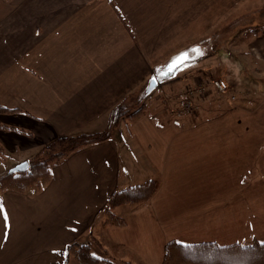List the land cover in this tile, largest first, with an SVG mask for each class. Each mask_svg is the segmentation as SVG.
Returning a JSON list of instances; mask_svg holds the SVG:
<instances>
[{
	"label": "crops",
	"instance_id": "0c3cea01",
	"mask_svg": "<svg viewBox=\"0 0 264 264\" xmlns=\"http://www.w3.org/2000/svg\"><path fill=\"white\" fill-rule=\"evenodd\" d=\"M140 4L0 0V105L16 109L0 113V122L25 130L0 128L10 167L55 137L102 129L118 100L125 101L126 53L143 62L148 52L77 51L71 40L111 23L117 36L122 23L134 32L142 23ZM185 31L175 22L155 35L171 55L154 66L158 93L141 117L52 164L37 193L0 189V264H63L67 244L93 238L95 253L131 264H162L168 241L264 243V36L250 31L247 49L232 58L239 62L233 99L209 89L197 112L183 115V87L209 71L202 45L177 49L188 41ZM197 46L202 55L192 51ZM184 53L189 58L169 72ZM157 177L146 206L119 205L114 212L124 225L104 223L114 190ZM67 264L80 263L69 257Z\"/></svg>",
	"mask_w": 264,
	"mask_h": 264
},
{
	"label": "rangeland",
	"instance_id": "374dc122",
	"mask_svg": "<svg viewBox=\"0 0 264 264\" xmlns=\"http://www.w3.org/2000/svg\"><path fill=\"white\" fill-rule=\"evenodd\" d=\"M140 5L141 16L138 21L142 23L140 26H137V30L133 28L134 32H138V36H133L134 32L126 23L121 24L122 32L117 36L116 26L111 23L109 28H94L92 33L90 28L80 29L81 31H78L75 39L71 40V42L76 43L77 51L148 52V57L143 62H140L139 59H135L134 57L127 56L126 53V59L128 61L125 62V101L121 103L119 99L113 107L111 115L107 117L105 126L94 132H99L104 128L112 126L109 130H111V135L116 136L121 126L136 120L131 118L128 113L129 111L142 107V113L139 117L145 113L144 110L147 106V101H152L158 93L157 89L154 90L156 86L150 92H146L149 79L155 72L154 66L155 64L163 63L171 55V51L165 50L167 48L165 43H162L155 35L163 31L169 24H174L175 22L183 23V29L186 30L184 35L188 41L177 49L182 47L188 48L196 44L202 45L201 47H203V53L206 58L205 62L209 67V71L206 72L204 80H199L183 87L180 95V110L184 109L186 106L185 99H188V107L183 112V115L197 112L198 108H200V97L203 94L206 96L210 92L209 89H212L215 93L223 95L229 94L230 98L233 99L230 94V89L233 85L231 75H236V71L239 69V62L233 61L232 58L235 54H238L237 51L247 49L246 34H249L250 31L261 32L264 28V0H141ZM256 23L259 24L254 26ZM149 31H151L156 41L155 39L153 42L151 41L153 38ZM261 35L264 36V32H261ZM196 49L201 51L199 46ZM218 55L220 62H217ZM177 75L180 76L181 73ZM212 79L224 80L228 84L226 92H217L211 84ZM208 84L211 88H206ZM177 85L179 84L177 83ZM201 85L203 86V90H200ZM204 88H206L205 91ZM160 90L162 93L167 91L166 88ZM238 99L236 98V101ZM156 104L157 102H153L149 106L150 108H154ZM124 111L126 115L123 114ZM0 124L4 125L6 123L0 122ZM75 134L79 133H74L73 135ZM43 145L29 149L30 151L26 154L27 157L29 158L39 153L35 156V159L43 160L48 155L47 150L43 151ZM14 159L11 154V160ZM9 163L10 154L0 150V167L3 170H7L10 167ZM6 174L4 172L0 174V177ZM153 180L157 183V189L160 180L158 177L153 178ZM181 196V193H179L178 197L180 198ZM150 198L147 202L145 201L144 206L148 204ZM121 207L128 208L132 206L123 204ZM86 242H90L92 248L95 246L98 249L97 244L92 239ZM259 251H263V249L259 248ZM163 260L164 253L162 255V264Z\"/></svg>",
	"mask_w": 264,
	"mask_h": 264
},
{
	"label": "trees",
	"instance_id": "16d2710c",
	"mask_svg": "<svg viewBox=\"0 0 264 264\" xmlns=\"http://www.w3.org/2000/svg\"><path fill=\"white\" fill-rule=\"evenodd\" d=\"M261 32H264V28ZM141 109L142 107L128 113L135 120L142 113ZM15 111L16 109L0 105V113H14ZM123 114L126 115V112L124 111ZM111 127L104 128L99 132L53 138L43 145V151H48V155L43 160L35 159L39 153L29 157V169L1 176L0 189H14L29 194L37 193L50 179L52 164L59 162L63 157L80 147L108 139L111 135V130H109ZM0 128L23 131V129L7 124H0ZM156 185L155 180L148 179L114 190L104 204V223L122 226L125 220L117 215L114 209L123 204L132 206L128 207L130 210L144 206L145 201L147 202L155 192ZM92 241L98 244L95 238ZM259 248H262L263 251H259ZM257 249L258 251H256ZM65 255L63 264H67L69 257H73L80 264H131L128 261L114 260L95 253L90 242L74 241L67 244ZM163 264H264V243L252 241L219 246L214 243L180 244L168 241L164 245Z\"/></svg>",
	"mask_w": 264,
	"mask_h": 264
},
{
	"label": "water",
	"instance_id": "95a60500",
	"mask_svg": "<svg viewBox=\"0 0 264 264\" xmlns=\"http://www.w3.org/2000/svg\"><path fill=\"white\" fill-rule=\"evenodd\" d=\"M156 84H157V81H156L155 76H151V78L149 79L148 85L146 87V92H150L156 86ZM28 169H29V161L25 159L9 167L6 170V173L11 174V173L21 172V171L28 170Z\"/></svg>",
	"mask_w": 264,
	"mask_h": 264
},
{
	"label": "built area",
	"instance_id": "2783aa9c",
	"mask_svg": "<svg viewBox=\"0 0 264 264\" xmlns=\"http://www.w3.org/2000/svg\"><path fill=\"white\" fill-rule=\"evenodd\" d=\"M211 84L213 85V87L216 89L217 92H221V93H225L228 88V84L222 79H212ZM200 90H203L202 85L200 87ZM185 101H186V106L183 109L184 111L187 110L188 99H185Z\"/></svg>",
	"mask_w": 264,
	"mask_h": 264
},
{
	"label": "snow or ice",
	"instance_id": "6c2138e0",
	"mask_svg": "<svg viewBox=\"0 0 264 264\" xmlns=\"http://www.w3.org/2000/svg\"><path fill=\"white\" fill-rule=\"evenodd\" d=\"M193 52L199 53L198 49H193ZM200 55H202V53H199ZM188 54L184 53L181 56L177 57L175 60H173V62L168 65V71L171 72L173 71L175 68H177L180 64L184 63L187 59H188ZM0 213H3V208L2 206H0ZM6 219V217H5Z\"/></svg>",
	"mask_w": 264,
	"mask_h": 264
}]
</instances>
